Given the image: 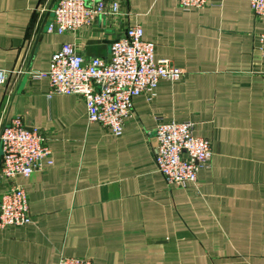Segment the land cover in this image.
<instances>
[{
	"label": "crops",
	"instance_id": "1",
	"mask_svg": "<svg viewBox=\"0 0 264 264\" xmlns=\"http://www.w3.org/2000/svg\"><path fill=\"white\" fill-rule=\"evenodd\" d=\"M54 0H0V106L48 137L54 164L13 182L32 222L0 227V264H264V16L251 0H121L123 13L80 31H41ZM124 12H129L126 15ZM140 25L155 56L183 71L155 94L134 98L124 133L88 119L77 94L50 93L52 55L66 42L86 57L110 56L111 42ZM194 123L212 157L195 183L169 184L155 162V129Z\"/></svg>",
	"mask_w": 264,
	"mask_h": 264
},
{
	"label": "built area",
	"instance_id": "2",
	"mask_svg": "<svg viewBox=\"0 0 264 264\" xmlns=\"http://www.w3.org/2000/svg\"><path fill=\"white\" fill-rule=\"evenodd\" d=\"M184 9L202 8L209 0H176ZM257 16H264V0H251ZM121 0H54L40 9L41 31L59 34L80 31L99 18L122 14ZM129 15V12H124ZM264 47V33L260 35ZM183 71L167 58L155 56V43L144 39L140 25H132L110 45V56L86 57L72 43L56 51L48 71H36L34 78L47 77L50 95L77 94L87 105L88 119L124 133L125 120L133 112L134 98L154 95L161 80H177ZM9 72L0 69V84ZM8 105L0 106V179L28 177L44 166L54 164L48 137L38 127H27L16 115L8 117ZM155 162L169 184L185 187L195 183L201 168L208 167L212 148L209 139L194 132L191 121L158 123L155 129ZM32 222L25 188L11 182L0 191V227L23 226ZM58 264H93L85 257L61 256Z\"/></svg>",
	"mask_w": 264,
	"mask_h": 264
}]
</instances>
